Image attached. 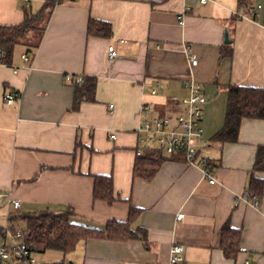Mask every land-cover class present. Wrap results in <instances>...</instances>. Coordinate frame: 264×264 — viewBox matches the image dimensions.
Here are the masks:
<instances>
[{"label": "crops", "instance_id": "obj_1", "mask_svg": "<svg viewBox=\"0 0 264 264\" xmlns=\"http://www.w3.org/2000/svg\"><path fill=\"white\" fill-rule=\"evenodd\" d=\"M45 1L29 5L36 11ZM258 3L264 0H252ZM25 5L0 0V24L23 21ZM237 6L238 0L57 3L41 36L28 35L37 43L31 60L22 59L27 45L12 64L0 63V192L21 201L18 212L0 201V225L8 221L5 212L72 207L77 220L105 226L128 220L134 206L140 212L132 226L145 228V241L91 238L69 252L65 264H170L175 245L184 248L182 264H264V195L257 203L247 195L250 177H264L255 167L264 119H243L237 141L213 139L225 123L227 87L264 88V12L253 18ZM90 18L110 22L112 36L89 35ZM109 46L118 52L114 59ZM226 48L231 55H222ZM66 74L96 76V101L73 109L74 87ZM190 78L208 98L203 128L209 145L200 154L210 160V175L178 155L153 179L135 177L137 151L144 147L138 133L142 106L151 116L165 115L175 97L189 93ZM11 93L17 97L8 104ZM95 175L113 176L117 201L94 200ZM227 222L242 228L235 259L221 248Z\"/></svg>", "mask_w": 264, "mask_h": 264}, {"label": "trees", "instance_id": "obj_2", "mask_svg": "<svg viewBox=\"0 0 264 264\" xmlns=\"http://www.w3.org/2000/svg\"><path fill=\"white\" fill-rule=\"evenodd\" d=\"M61 0H46L40 9L34 11L29 2L24 7V19L17 25L0 24V63L12 64L15 44L25 43L31 32L37 31L39 36L45 29L46 23L51 17L54 7ZM238 9L251 12L255 5L252 0H238ZM88 34L96 37L109 38L113 30L110 22L90 18L88 22ZM40 38V37H39ZM37 43L28 44L27 54ZM2 52V53H1ZM222 55H231L226 48ZM98 79L96 76H83L80 82L73 79L70 85L74 87L73 109H79L83 102L96 101V89ZM228 89L227 111L224 126L214 135V141L221 143L234 142L238 139L240 125L243 119H264V88L231 84ZM137 155L134 165V176L144 180L153 179L164 162L174 159L175 156L166 154L159 148L144 149ZM256 156L255 167L264 171V146H260ZM114 180L112 175H95L93 198L103 200L109 204L118 200L115 195ZM249 199L259 202L264 195V177L252 175L248 182ZM72 207L62 211L42 210L26 214H14L11 217L12 224L15 220L23 218L30 222L28 231L24 233V241L34 247L32 253H42L48 250L61 251L68 254L76 249L81 241L91 238L108 239L115 241H127L131 239H147V232L143 227L134 228V220L139 215L140 209L130 207L128 220L112 219L105 226L86 224L77 220L73 215ZM15 225V224H14ZM5 236L3 226L0 225V238ZM221 245L225 257L235 259L241 252L242 228H235L225 223L222 228ZM56 264H65L62 260Z\"/></svg>", "mask_w": 264, "mask_h": 264}, {"label": "built area", "instance_id": "obj_3", "mask_svg": "<svg viewBox=\"0 0 264 264\" xmlns=\"http://www.w3.org/2000/svg\"><path fill=\"white\" fill-rule=\"evenodd\" d=\"M29 2L30 0H22ZM207 2L208 0H201ZM264 12V4H255L254 9L250 12L253 18L257 17L259 13ZM180 24H184L183 15L178 17ZM2 53V52H1ZM118 56V52L114 46H109V58L114 59ZM32 56L24 53L22 59L29 62ZM192 63H197V60L192 57ZM82 75L66 74L65 80L69 83L76 79V82L82 80ZM189 93L181 98L175 97L177 100L174 108H169L165 115H150L148 107L142 106V115L145 116L141 123L138 133L143 136L140 137V142L144 147L139 148L137 155H140L147 148H159L166 154L173 156H182L186 162L190 164H200L205 167L203 170L206 175H210L212 166L210 160L201 157V150L209 145V141L204 137V106L208 102V98L204 92L203 85L190 78L186 82ZM156 90H153L155 92ZM17 94L11 93L6 96V101L11 104L16 99ZM113 107V105H110ZM116 134L111 135L115 138ZM211 183L215 182V178L211 177ZM249 196V193H247ZM5 203L18 212L21 206V201L13 197L11 192L3 194L0 192V201ZM19 214V213H18ZM13 214L8 213V221L3 226L5 236L0 238V264H52L40 262L35 253L33 246L28 245L23 237L24 233L28 231L30 222H27L26 228H17L10 222ZM184 212L177 214L178 219L184 217ZM170 264H182L184 261V248L182 245H175L171 250Z\"/></svg>", "mask_w": 264, "mask_h": 264}, {"label": "rangeland", "instance_id": "obj_4", "mask_svg": "<svg viewBox=\"0 0 264 264\" xmlns=\"http://www.w3.org/2000/svg\"><path fill=\"white\" fill-rule=\"evenodd\" d=\"M32 33L34 34V36L35 35L37 36V33L38 32L35 31V32H32ZM32 39H34V38H32ZM32 39H30V38L27 39L25 41V43H19L17 45L15 44L14 53L16 51H21L22 52V50L25 49V47L28 44H30L31 42H33ZM220 101H222V98H220L218 100V103H220ZM219 114H220V112H219ZM219 114L217 113L216 118L220 120V115ZM203 149H205V148H203ZM202 151H204V150H202ZM5 215H6V220H8V214L6 212L4 213V217H5ZM3 220H5V219H3ZM10 222H12V221L10 220ZM14 223H15V227H17V228H26L27 227V221L24 220L23 218H19L18 220H15ZM68 256H69V254H64L61 251H57V250H54V251L53 250H48L47 252H42V253H37L36 254L37 259L40 262H44V263H52V262H57V261H62V260L65 261V259L67 260L66 263H68V258H67Z\"/></svg>", "mask_w": 264, "mask_h": 264}, {"label": "water", "instance_id": "obj_5", "mask_svg": "<svg viewBox=\"0 0 264 264\" xmlns=\"http://www.w3.org/2000/svg\"><path fill=\"white\" fill-rule=\"evenodd\" d=\"M226 37H228V33L226 32ZM226 40H228V39H226Z\"/></svg>", "mask_w": 264, "mask_h": 264}]
</instances>
